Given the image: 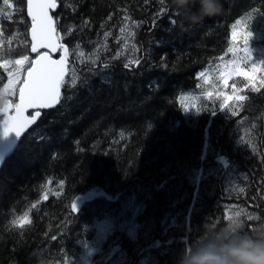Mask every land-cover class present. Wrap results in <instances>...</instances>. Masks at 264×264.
I'll return each mask as SVG.
<instances>
[{"label":"trees","instance_id":"obj_1","mask_svg":"<svg viewBox=\"0 0 264 264\" xmlns=\"http://www.w3.org/2000/svg\"><path fill=\"white\" fill-rule=\"evenodd\" d=\"M217 2L218 14L192 25L202 0H169L173 12L164 16L153 0H58L54 16L77 84L0 169V264H188L209 246L264 239V88L254 93L236 76L224 87L217 69L232 59L228 47H240L242 36L232 41L238 21L249 26L253 60L264 61V0ZM126 16L133 35L123 34L124 50L116 38ZM4 19L0 60L33 58L30 19ZM76 44L84 58L72 55ZM209 69L205 84L199 73ZM233 83L248 99L219 108L218 93L231 95ZM93 190L100 192L83 198ZM236 211L242 219L226 218ZM23 215L31 223L19 228Z\"/></svg>","mask_w":264,"mask_h":264},{"label":"snow or ice","instance_id":"obj_2","mask_svg":"<svg viewBox=\"0 0 264 264\" xmlns=\"http://www.w3.org/2000/svg\"><path fill=\"white\" fill-rule=\"evenodd\" d=\"M154 3L159 4L157 9V16L171 15L173 10L169 7V0H153ZM147 3V0H145ZM0 36L5 34V17L6 21L12 24L18 22H24L26 18H30V52L35 53V58H30V55L21 54L16 59H3L0 60V69L5 70L7 83L3 85V90L0 95H7L10 103L5 107L3 111H0V130H2L4 137L10 134L14 135L17 139H20L27 129L36 123L37 119L41 116V109H52L59 105L62 100V90L66 89L68 84L75 87L77 81L74 77L70 76L69 64V46L62 43L64 37L61 35L60 22L58 17H54L53 13L56 12L60 6L58 0H25L22 6H19L16 0H0ZM19 7V12L17 8ZM11 10V11H9ZM26 11V17L23 13ZM264 15V13H261ZM109 19H112L110 16ZM125 23L119 27L120 37L116 38V42L119 44L124 40V33H128L129 36L133 33L128 32V21L130 17H124ZM174 20H170V23H174ZM132 23H135L134 21ZM243 24V28L238 31V28ZM84 26H88V22L84 21ZM103 27V25L101 26ZM71 33L72 29L66 30ZM112 35L111 32L105 31L103 36L105 39ZM249 26L242 21L236 22L232 26V41L233 44L237 42V37H243V48L238 49L236 47H228L227 52L232 53L233 57L237 56V53L242 51L243 57L227 60L224 64L217 65L218 79L222 82L224 87L229 86V80L233 76L243 77L248 82V87L252 92H259L264 88V77H261L257 81L256 73L264 70V61H254L252 53L249 49V39L251 37ZM8 36L11 37V32H8ZM8 43H12V39L8 40ZM0 47H3V42L0 41ZM127 41L124 40L123 48L127 50ZM77 51L72 55L78 58H84L86 53L80 51V45L76 44ZM98 51V49H97ZM59 54L58 59H54L53 55ZM117 53L116 58L119 57ZM221 61L224 57L219 58ZM140 60H132L123 64L125 69L130 68L131 65H139ZM250 65V67H249ZM9 66H12V70H9ZM108 67V65H104ZM211 69L208 72L201 71L199 76L203 79L205 84H209L212 81L210 75ZM3 75V73H0ZM67 78V81H66ZM259 85V86H258ZM232 94L218 93L223 97V102L219 104V108L228 109L230 101H236L237 103L244 102L248 99L247 96L240 94L237 84L231 85ZM205 95L211 99L213 92L208 91ZM17 97V101L11 99V97ZM70 98V97H69ZM184 110H190L187 105L183 104V98L181 100ZM28 109H35L34 113L26 115ZM14 113V114H13ZM197 113H200L199 110ZM215 114L216 112H211ZM232 116H236V111H232ZM4 159L0 156V167L3 166ZM49 184L52 181H48ZM244 191L243 188L240 189ZM49 199V193L46 191L43 195V200ZM37 207L33 205V208ZM75 203L71 204V208L75 210ZM244 214L241 211H236L235 216L228 215L226 218H239L242 219ZM247 221L254 219L252 214L246 215ZM19 228H24L31 223L28 215L20 216L14 222ZM58 239V237H57Z\"/></svg>","mask_w":264,"mask_h":264},{"label":"clouds","instance_id":"obj_3","mask_svg":"<svg viewBox=\"0 0 264 264\" xmlns=\"http://www.w3.org/2000/svg\"><path fill=\"white\" fill-rule=\"evenodd\" d=\"M180 2L185 3L187 0ZM219 11L217 0H202L201 16H192L191 23L195 25L203 17H211ZM188 264H264V239L245 237L239 244H228L219 248L209 246L192 255Z\"/></svg>","mask_w":264,"mask_h":264},{"label":"water","instance_id":"obj_4","mask_svg":"<svg viewBox=\"0 0 264 264\" xmlns=\"http://www.w3.org/2000/svg\"><path fill=\"white\" fill-rule=\"evenodd\" d=\"M54 16V15H53ZM30 19V18H29ZM29 37L31 40V36H30V29H29ZM63 43V42H62ZM67 46V45H66ZM33 55H35V53H32ZM54 59H58L59 58V54H54L53 55ZM18 102V100H17ZM10 103L9 99H6L3 102V106L2 108H0V111H3L5 109V107ZM55 108V107H54ZM53 109V108H52ZM50 109H41V116L37 119L36 123L31 125L27 131L24 133V135L20 138L17 139L14 135L10 134L7 137H4L2 130H0V156L3 157L4 159V163L5 161L8 159V157H10V155L14 152V150L16 149L18 143L20 142V140L31 130L34 128V126L37 124V122L39 121V119L42 117L43 111H48ZM35 109H28L26 112V115L30 114V113H34ZM14 114V113H13ZM3 163V165H4ZM2 167H0L1 169Z\"/></svg>","mask_w":264,"mask_h":264},{"label":"rangeland","instance_id":"obj_5","mask_svg":"<svg viewBox=\"0 0 264 264\" xmlns=\"http://www.w3.org/2000/svg\"><path fill=\"white\" fill-rule=\"evenodd\" d=\"M238 40H240V39H237V41ZM249 43H250V41H249ZM248 46H249V44H248ZM239 49H242L243 48V40L241 39V41H240V47H238ZM241 57H243V52L242 51H240V52H238L237 53V56L236 57H232V59H234V58H236V59H238V58H241ZM99 190H93V191H91L90 193H88V194H86V195H84V197L83 198H90V197H92V196H94V195H96V194H99ZM81 199V198H80ZM104 233H105V230H103L102 228H101V230L98 232V236H97V240L98 241H96V243H94V244H91L89 247H88V249H87V251L89 252V253H92L96 248H97V245H98V243L97 242H99L101 239H102V237L104 236Z\"/></svg>","mask_w":264,"mask_h":264}]
</instances>
